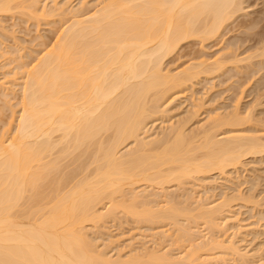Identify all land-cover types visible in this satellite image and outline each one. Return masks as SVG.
<instances>
[{
	"label": "bare ground",
	"instance_id": "obj_1",
	"mask_svg": "<svg viewBox=\"0 0 264 264\" xmlns=\"http://www.w3.org/2000/svg\"><path fill=\"white\" fill-rule=\"evenodd\" d=\"M15 1L17 0H0V13L13 10L16 6L13 4ZM38 1L40 0H30L25 7L38 14ZM100 1H97V5L99 2L102 4L94 7L95 10L93 9L91 14L88 11V15L87 6L85 14H82L84 10L82 12L77 10L85 6L84 1L80 2L81 6H76L79 7L77 9L73 7L74 5L70 7L74 8L69 10L72 12V16L68 19L70 22L68 21L69 23L59 31L54 41L48 40L51 43L47 42V46L43 47V51L41 50V55L35 58L34 64L31 63L32 65L27 69L23 68V72L20 69L18 74L22 73V76L19 75V78L16 77L18 75L16 69V71L13 68V70H6L8 79L1 83L4 85L8 82L10 87L14 88L19 85L21 96L17 105L12 103L15 107L19 106L18 115L14 117V121L13 116L17 112L14 111L12 116L15 124L9 121L13 125L9 127L8 123L7 126L11 128L9 133L7 131L9 128L4 126L5 129L3 128L2 131L7 132L0 131L2 132L0 134V264H174L177 260L183 261V259L184 263L190 262L189 264L193 262L195 264L218 262L219 264L220 261L212 256L214 252L209 255L204 251L201 255V251L200 254L199 246L202 247L204 242L199 238L205 239L207 244L212 238L211 245L222 243L219 242L220 235L217 233L221 234L222 230H226L223 224L228 226L227 220L232 219L233 216L228 219L225 216L223 221L217 220L220 216H224L222 214L228 212L226 211L228 195L226 197V194L221 195L215 202H210L206 197L208 200L200 203V199L202 202L206 200L203 199L205 192L202 198L195 200L197 197L193 196L194 191L191 192L193 195H190L189 190V195L186 194L183 201L178 198L181 195H177L175 199L173 198L175 196L170 194V197L166 193L164 198L168 201H164L161 205L162 203H156L158 198L155 199V197L156 204L153 203L150 193L148 195L152 201L147 198L148 195L146 199H142L145 196H140L145 193L143 186L139 197V193L134 192L136 189L132 186L143 182L148 188L150 185L151 187L159 186L162 192L166 184L175 183L179 186L184 179L193 178V174L198 175L214 170L224 173L225 168L240 165L244 155L264 152V141L259 139L260 136L258 138L256 135L254 137L239 132L240 134L231 133V135L223 136L224 138H216L212 129L214 128L215 131V128L223 125L225 121L232 126L235 122L239 123L240 118L237 112L232 113L234 115L231 118L216 117V121L214 118L210 124L208 123L210 125L208 129L213 126L209 129L212 134L203 126L204 131H202L200 127L201 131H199L203 134L205 132L204 141L198 130L197 136L196 133L194 135L196 138L199 137V140L192 136L193 133L188 136L177 124L179 128L171 132V135L170 130L177 128L176 125L172 127H170L171 124L167 125L168 128L165 129L167 132L161 133L160 137L146 135L149 131V119L160 110V101L165 94L167 95V90L184 87L183 85L189 82L191 84L195 78L205 72H214L213 74H217L218 71L224 72L225 64L229 66L231 61L233 64L245 59L235 58L237 56H234L235 52L234 55L231 54L234 56H231L233 59L229 57L232 60L228 59L230 55L224 57L229 61L223 57L220 59L226 53L223 52L214 60H208L209 62L206 61L207 58L201 60L194 57L195 62L191 59L193 62L189 65L185 64L184 68L180 66L181 69H177L175 73L164 67V59L172 53L175 55L178 46L184 41L199 37L201 42H205L207 38L221 35L220 31L233 20L234 14L242 10L244 7L242 3L245 0ZM68 2L72 3L71 0ZM62 4L64 3L60 6L54 4L53 10L50 8V11H47L50 14H52L51 11L66 14L67 12L64 11L68 6L64 7ZM44 16L47 15L44 14ZM40 17L39 19L43 18ZM241 43L242 41L240 45L243 44ZM202 45L203 43L200 44ZM262 47L260 55L257 54L258 50L255 51L257 56H264V46ZM253 54L254 52L251 56ZM17 65L14 66L19 69L21 66ZM231 66L233 65L229 67ZM12 71L14 73H11ZM17 79H21L20 82ZM3 91H0L1 94ZM10 106L13 107V105ZM6 107L8 108L7 105ZM214 116L209 118L213 119ZM3 122L6 123V120ZM175 123L172 122V124ZM165 134H167L166 138ZM161 137L164 138H162L163 141H160ZM197 141L200 143L197 144ZM130 142L135 143L134 147L129 144L133 148L130 146L129 149L128 146L129 150H122ZM200 150L202 155L199 153ZM197 153L200 155L198 156ZM200 176L198 175L199 179L202 178ZM125 185H129L130 189L126 190ZM163 187L164 190H162ZM154 190L157 191V189ZM168 196L169 198H166ZM125 197L129 199H124ZM160 197L163 201V196ZM101 203L103 210L98 206ZM119 209L135 217L137 221H144L145 224L167 221L169 222L167 225L171 224L172 227L174 224V228L179 227L177 229L179 238L184 236L186 240L189 236L186 240L188 246V251L185 252L186 257H182V253L180 257L178 254V256L175 255L176 258L173 257L174 254L171 255L172 252L168 250V247L164 250L165 252H161L164 249L162 247V250L158 252L157 249L149 248V251L145 247L142 251L139 246L140 250L133 248L136 252L140 251L139 254L129 250L131 253L126 254L128 257L124 256L127 258L121 259L122 253L117 251L118 257L114 258L115 253L110 256L111 253L108 254L107 249L111 247L109 245H112L113 237L110 238L109 245L107 241L104 242L108 246L102 245L103 249L101 247L100 249L96 240L94 243L95 238L90 232L93 228H90L88 224H98L100 220L113 217ZM181 217H184L186 224ZM199 219L202 224L205 223L204 226L213 235H209L208 231L206 235L207 229L200 225L201 223L199 224ZM198 225L201 228L203 226L204 230L197 229ZM174 228L172 227V231ZM88 229L90 231H87ZM179 229L182 231L179 232ZM167 230V233L164 230L163 233L159 232L163 235L161 236L164 242L165 240L167 242L166 237L168 233L170 234V229L167 228ZM192 230L195 232V237L192 236ZM196 231H204V233L197 234ZM156 233L149 235L155 236ZM146 235L141 237L145 239ZM153 236L151 240L155 239ZM134 238L131 244H134L136 239L139 240ZM129 239L131 242V237ZM137 243H140V240ZM229 243L228 246L223 244L225 248L222 244L218 247L221 246L226 249V252L229 250L235 254L240 251L231 243V240ZM216 245L213 247L215 248ZM116 248L113 249L116 250ZM238 253L240 255L243 252ZM218 255L217 258H219ZM224 261L220 263L224 264ZM261 264L264 263L261 262Z\"/></svg>",
	"mask_w": 264,
	"mask_h": 264
},
{
	"label": "rangeland",
	"instance_id": "obj_2",
	"mask_svg": "<svg viewBox=\"0 0 264 264\" xmlns=\"http://www.w3.org/2000/svg\"><path fill=\"white\" fill-rule=\"evenodd\" d=\"M28 1L30 2V0H28ZM28 1L27 0H17V1H15V3H13L14 5H16L13 8V10L11 9L9 11H4V12L0 13V84L8 79V77H7L8 71H6V70H10L13 68L14 70L15 69L17 70V71L15 70V71L18 74V72H20L21 70H22L21 72H23L24 69H27L32 64H34V62L36 61L35 58H37V56L41 55V53L43 51L42 49H44L47 46V42H48V44L51 43L52 42L51 40H53L54 37L59 34V31L70 22L68 20L70 18V16H72V12L69 11L70 9L79 8L76 6H81L80 2L84 1L87 5L84 4L85 6L83 8L80 7L77 10H79V11L81 10V12L84 10L82 12V14L87 11L86 13L88 15V11H89V14H91L93 12L92 11L93 9L95 10V8L98 5L102 4V3L100 4V2H102L100 0H99L100 2L98 3V5H97L98 0H71L72 3L68 2L70 0H43V1L40 0V1H38L39 6L37 5V8L39 7V9L37 10L39 13L37 14V12H35L34 10L31 11L28 7H25V5L27 3H29ZM55 2L58 3L59 5L56 4ZM66 2H68V4H70L71 6H69L68 4L65 5ZM61 3H64V4H62V5H64V7L68 6V8L64 11L65 13L66 12L67 13L64 14L62 12V14H61V12L59 13L57 11V13L59 14V15H57V13H55L54 11H51L52 14L53 13L54 14L53 15L50 14L49 9L52 8L51 10H53L52 5L55 4V5L60 6ZM95 3H96V5H94ZM17 4H19L18 7H17ZM20 4H22V5H20ZM242 4H243L242 6H244V7H242V10H239L237 12V14L236 13L234 14L233 17L235 19L232 17L233 20L229 21L228 25L226 24L227 26L225 25V27H224L225 29L223 28V30L220 31L221 35L218 34V36L215 35V36H213V38L210 37L211 39L207 38L208 40H205V42H201L199 37L190 38L189 40L184 41L183 43H181L182 45L180 44L182 47H180V45L178 46L179 48H177L178 51L176 50L177 53L175 52V55H174V53H172L171 54L172 56L169 55V57L167 56V58L164 59L165 60L164 61L165 66L164 67L165 68L167 67L168 71L170 69V70H172L173 73H175L177 71V69L178 70H179V68L181 69L180 66L183 67V66H185V64L188 63V65H189V63L193 62L192 60H194V57L197 59H201V60H203L204 58H207L206 61L209 62V61H212V59L214 60L215 57L217 58L218 54H220L219 56H221L223 52H226V53H224L221 56V58L219 57L220 59H222V57H223V59H225L224 57L225 56L227 57L228 55H230V56H228V59H230L236 55L237 56L235 58H245V59L241 60L240 62H237V63L235 62L233 64L231 63L232 61L229 62L230 65H233L231 67H229L230 65L228 66L225 64L227 70H225L226 68H224L225 67L224 66L223 67L224 70L222 68V70L224 72H222V71L217 72L216 71L217 74H213L214 72H205V73H202L203 75L200 74L198 76V78H195L194 79L195 82L193 81V83H191V84L189 82L188 84L183 85L184 87L180 86V87L173 88L172 90H167L168 93L165 92V93H167V95L166 94H165V96L162 95L164 97H162L163 98L161 100L162 102L160 101V103L162 105L160 104L161 108L158 111L159 113L157 112L156 115L152 116L149 119V124H148V128H149L148 130L149 131L146 133V135H151V136L155 135V136L160 137L163 133H165V131L167 130L166 128H168V126L170 124H171L170 127L177 124L182 128V130L183 129L185 130V133H187L188 136L191 135V133H193L192 136H195L194 135L195 133L197 136V133H199L201 131L200 127L203 126L207 130L208 129L207 127L210 126L209 124L212 122V120H214V118H215V121L217 120V118H222V117L224 118V116H229V118H231V116L233 117V115H234L232 113L237 112L240 119L237 117V115H236V118H237V120L238 119L240 120L239 123L235 122L236 124L234 123L235 125L233 124V126H232L231 123L226 124V121H225V122H223L224 123L223 125H219L217 127L215 126L216 127L215 131H214V128L212 129L213 133L215 132L214 135H216V138L217 137L222 138L223 136H226V134L227 135H231V133L240 134L242 132L243 134H245V135L248 134L249 136L250 135L251 136L256 135L258 138L260 136L261 138H259V139L264 141V67H262V66H264V56L263 55L261 57L259 56L261 49H263L262 46H264V43H263L264 42V0H247V1L245 0V2ZM72 6L74 8H70ZM86 6L88 9L85 11ZM47 10H49V11H47ZM43 12L47 16H44ZM81 12H78V13H81ZM33 14H35V15H33ZM87 15H85V16H87ZM40 16L41 17L44 16V17L41 18ZM37 17H38V19H37ZM39 17L41 19H39ZM196 38H198V39H196ZM48 40H50L51 42H49ZM241 41L243 43V44L241 43L242 45H240ZM201 43H203V45H202L203 47L205 46L204 48H202V46H200ZM260 46H261V48H260ZM235 48H237V49L235 50ZM257 48H259L260 50ZM228 49H229V52H228ZM257 50H258V52H257ZM255 51L257 52V54H259L258 56L256 55ZM203 52H205V53H203ZM234 52H235V55L233 54ZM253 52H254L255 56H254V54L251 56V53H253ZM184 53H185V55H184ZM231 54L234 56H232ZM177 55H178V58H177ZM247 56H251V58L253 56L254 57H253V59H251L250 57L246 58ZM9 59L11 61H9ZM228 59H227V61H229ZM232 59H230V60H232ZM261 60H263V61H261ZM194 62H195V60H194ZM23 63H25V64L23 65ZM226 63H228V62H226ZM7 64H8V66H7ZM17 64H19L21 67L22 66L23 67L22 68L19 67V69H17L15 67ZM251 64H253L252 67H251ZM19 65H17V66H19ZM176 67H178V68H176ZM220 72H222V73L220 74ZM11 73H14V72L12 71ZM11 73H10V75L12 76ZM19 75L21 77L22 73L18 74L16 77L19 78ZM9 79H11V78H9ZM20 80L21 79H19V80L17 79L18 82H20ZM11 87H13V86H11ZM11 87H10V84H8V82L4 85L1 84V87H0V88H2V89H0V91L4 90L2 94L0 92V131H2L4 127L9 128L11 125L10 122L13 123V121L15 120L14 117L18 115L17 110H18L19 106L15 107V105H17L18 104L17 102H19V100H20L21 95H19V94H21V89L19 90V88H20L19 85H16L15 88L14 87L11 88ZM13 89H14V91H13ZM6 90H8V91H6ZM7 98L10 100V102ZM5 99H7V100H5ZM12 103H14L15 105ZM3 105H5V107ZM6 105L8 106V108L6 107ZM10 105H13V107ZM2 106L4 107V109ZM11 108H12V110H11ZM163 109H165L166 111H164ZM14 111H16L17 113L13 116V113H15ZM162 111H163V113H161ZM12 116H13V121H12ZM212 116H214L213 119L209 118ZM154 119H155V121H154ZM4 120H6V123L3 122ZM208 120L209 121L211 120V121L209 122ZM171 121L174 123L176 122V123L172 124ZM179 121H180L181 125H180V123H177ZM221 121H222V119H221ZM8 123H9V127L7 126ZM219 123H221V122H219ZM14 124H15V122L13 123V125ZM214 124H216V123H214ZM13 125H11V127ZM184 125H185V127H184ZM217 125H218V123H217ZM179 126H177V128L175 127V129L172 131L170 130L169 134L171 135L173 133V131H175L176 129L179 128ZM203 127H202V131H204ZM212 127L213 126H211V128ZM211 128H209V129H211ZM10 129L11 128H9V130L7 129L8 133L10 132ZM163 129H164V131H163ZM209 129L207 131L212 134V132H210ZM197 130L198 131L200 130V131L198 132ZM4 131H2V132L3 133L7 132V131H5V132ZM168 132H169V130H168ZM199 135H200V137L203 136L202 139L204 141L205 132H204V134H203V132H200ZM166 136H167V134H165V138H166ZM196 136H195V138H196ZM256 136H254V137H256ZM149 138H150V136H149ZM162 138L163 137H161L160 141L162 140ZM198 138H196V139L199 140ZM196 139H194V140L196 141ZM160 141L158 142L159 145L161 143ZM200 141H202L201 138H200ZM200 141H197V144L200 143ZM129 144H131L134 147L135 143L134 144H133V142L128 143L126 145V147L125 146L123 147L122 150H126V151L129 150L132 147ZM195 144H196V142H195ZM128 146H129V149H128ZM200 152H202V150H200L199 153ZM200 154L197 153L198 156ZM241 160H242L241 161L242 163H240V165L233 166V167L229 166V167L225 168L224 173H223V171L221 173L218 170H214V171L206 172L203 174H198L199 176L201 175L200 176V178L202 177L201 179H199L197 174H195V175L193 174V178L188 177L189 179L188 178L184 179L186 182L184 180L182 181L183 183L180 184L181 187H180V185L179 186L175 185V183L174 184L172 183L169 185L166 184V185H168V187L166 185L164 187H165V190H166V188H167V190L165 191L164 187L162 189V190H164L162 192H164L163 194H165V195L160 194L159 196H157L159 193H162V192H161V189L159 186H156L153 184L152 185L154 186V188H152L153 186L151 187V185L150 186L148 185L150 187V188H148L147 184H145V183L143 184V182L136 183V185L133 184L132 187H133V189H136L134 192L139 193L138 194V197H139V195L142 193L141 190L143 189L142 188V186H143L145 193L143 192L144 194H142L140 196H143V195H145V196L142 199H146V196L148 195V193H150L149 194L150 198L153 197L152 198L153 203L156 204L159 202V203H162L161 205L164 204L163 203L164 201H166V200L168 201V199L165 200V198H164V196H166V193H168L167 195H169L170 197H171V195L175 196V197H173L175 199H176L177 195H181L180 197H178V196L177 197L181 198V200L183 201V199H185V197H186V194H188L189 190H190L189 191L190 195L193 193L194 195L193 194L192 195L197 197V198H195V200L198 199L199 197L202 198V196L205 192L203 199H206V200H204L202 202V199H200L201 202L198 201L200 203H204L205 201L208 200V198H209L210 202H212V201L215 202L221 197V195L224 196L226 194L225 197L228 195L229 202H228V205L226 206L227 208H229V209L226 208V211H228V212L227 213L225 212L224 214H222V215H224V216H222L224 218H222L220 216L219 217L220 219H218L217 221H219V220L223 221L222 219H225L226 217H227L226 219L231 218V216H233V217H232V219L227 220V222L229 224L228 226L223 224V227L226 230H222V232H221L222 235L220 234V232L217 233V235H220V236H218L220 240L219 239L218 240H219V242L220 241L222 242L221 243L222 246H223V244H225V246L227 244V246H228V244H230L229 242L231 240V243L234 244V246H237L238 247L237 249L240 250L238 252H241V253L243 252L242 254H244V253H247V254H244L242 256V254L239 255L238 252L236 254L229 252V250H228V252H226L225 251L226 249H224L225 248L224 246H223L224 248L221 246L219 248L218 246L221 244L216 245V243H214L216 245V247L214 248L213 246H215V245L214 244L211 245V243H210V240L212 239L210 236H207L208 238L209 237L211 238L210 240H208L206 238L208 240V244L206 243L205 239L203 240V239L199 238V240H202V242H204L202 244L203 248L201 247V245L199 246L201 249L200 254H201V251H202L201 255H203L204 251H206V253H208L209 255L214 252L212 254V256H214L215 260L222 262V260L224 261V259H225L224 264H226V263H228V264H241V263H244L245 261H247L246 264L247 263L251 264L252 262H253V264H255V263L258 264L259 262H260L259 264H261V262L264 263V152H261V154L260 153L246 154V156L244 155L241 158ZM192 184L195 186V188ZM134 186H139L140 188H137V187L134 188ZM125 188H126V190H128V189H130V186L125 185ZM146 188H147V190H145ZM154 189H157V191H155ZM140 191H141V193H140ZM192 191H194V192H192ZM127 192H130V191H127ZM131 192H133V191H131ZM153 192H156V193L159 192V193L153 194ZM197 193H199L200 195L202 194V195L198 196V195H196ZM131 194L132 193H130V195ZM130 195H128V196H130ZM149 195L147 196V198H149ZM160 196H163L162 197L163 201L161 200ZM169 196L166 198H169ZM193 196H192V198H193ZM127 197H125L124 199H129ZM154 197H155V199L158 198L156 200L157 201L156 203L154 202L155 201ZM206 197H208V198H206ZM120 198L121 197H119V199ZM192 198H190V199L193 201ZM230 198H233L232 199L233 201ZM138 199L140 200V198H138ZM142 199H141V202H142ZM143 201H146V200H143ZM150 201H152V200L150 199ZM196 203L197 202H195V204ZM207 203H209V202H207ZM101 205H103V204L101 203L98 206H100V208L103 210V207ZM194 206H196V205H194ZM105 209L106 208L104 207V210ZM116 211H117V213L115 214L116 217L113 216L114 217L113 218L110 216L109 218H105L103 220H100L98 222V224L93 223L94 226H93V224H91V225L88 224V226H91L90 228H93V229L89 228L91 231L89 229L87 230V231L91 232V235L95 239L93 237H90V238L92 240L94 239V243L96 240V242L99 244L98 245L96 243L99 246V248L101 247L103 249L102 245L103 246L107 245L110 242V240L112 239V243L110 242L112 245H109L110 243L108 244L111 247L110 248L104 247V248L108 249V254L109 253L112 254V255L109 254L110 256H113L115 253L114 258L118 257L117 255L119 253L117 251H119V252L121 251L120 252V253H122V256H120V257H122L121 259H123V258L126 259L129 255V253H131V252H129V250L132 252L133 251L136 252L135 250L136 249L140 250V247H141L142 251H143V247H145L146 249L148 248L147 250H149V251H150V249L151 250L157 249L158 252H160L162 250L161 249V247H162L164 249L161 252H165L164 250L167 249V247H168V250L169 251L171 250L170 252H172L171 255L174 254L173 257L176 258V256H178V255L180 257L181 256L180 253H182V257L183 256L186 257L185 252L188 251V248H187L188 246H187L186 240H188L189 236L187 237L186 240L184 239L185 238L184 236H182L183 238H179L180 235L179 236L177 235V234H179L177 231V229L179 227L176 228L177 227L176 225H175L176 226L175 228L173 226L174 224L172 225V227L174 228L172 231L171 224L167 225L169 223V222L167 223V221H166V223H165V221H163V222H160V223L158 222V223H154V224H151V222L150 223L147 222L148 224H145L144 221L143 222L141 221L142 222L141 223L140 221H137L135 217L131 216L128 213L126 214L125 212L121 211L120 209L116 210ZM228 216H230V217H228ZM181 218H182L181 220L184 221V223L186 224V222H185L186 220L184 219V217H181ZM196 219H198V218H196ZM199 220H200V222L198 220L197 221L200 224L202 221H201V219H199ZM224 222H225V220H224ZM227 222H226V224H227ZM184 223H182V224H184ZM142 225H144V226H142ZM200 225L204 226L205 223L204 224L201 223ZM200 225H198L199 227H196V228L197 229L201 228ZM88 226H87V228H88ZM203 226H202V228H203ZM167 228L170 229L169 230L170 234L168 233V236L167 235H164V236L165 237L167 236L166 239L168 238L167 242H169V243H167L166 240H165V242L162 241L163 235L159 233V232H162L163 230H164V232L167 233L168 232ZM196 228H194V229L196 230ZM202 228H201V230H202ZM204 228H206V226H204ZM204 228H203V230H204ZM165 229L167 231H165ZM206 229H205L206 235L208 232H209V235L210 234L213 235L212 233H210L211 231H208V228H206ZM174 230H175V232H174ZM176 231H177V233H176ZM180 231H182V230L179 229V232ZM90 232H88V235L90 234ZM154 232L155 233L157 232L158 234L156 233V235L153 236ZM193 232H191L193 234L192 236L195 237V235H194L195 232L194 233ZM201 232L196 231L197 234L198 233L201 234ZM143 233L145 235L146 234L149 235L150 233L151 234L153 233V235H149V236L146 235L147 238L145 236V239H144L141 237V236L144 237ZM191 233L189 234L190 236H191ZM202 233H204V231ZM91 235H89V236H91ZM132 235L133 236L135 235L134 237L138 238L140 240V243H137V242H139V240L136 239L135 242H133L134 244H131L133 239H135ZM139 236H140V238H139ZM151 236L155 237V239L152 238L153 240H151L150 239ZM197 236L198 235H196V237ZM111 237H113V238H111ZM130 237H131V239L133 237L131 242L129 239ZM160 237H161V239H160ZM222 238H223L224 242H223ZM113 239L115 240V242ZM141 239L143 240V242ZM226 240H227V242H226ZM106 241H107V244L104 243ZM197 241H198V238H197ZM128 242H130V243H128ZM127 243L130 245H128ZM141 243L143 244V246H141L142 245ZM205 243H206V247H204ZM144 244H146L147 247ZM116 246L118 248H116ZM127 246H129V247H127ZM199 247H198L197 251L199 250ZM113 248H116V250ZM133 248H136V249H133ZM179 248L181 250H179ZM216 248H217V250H216ZM107 249H105V251H107ZM109 249H111V250H109ZM117 249H120V250H117ZM121 249H123V250H121ZM220 250H223L225 252H223V251L221 252ZM116 252L118 254H116ZM139 252L140 251H138L136 253L139 254ZM225 253L226 254L230 253L231 255L229 254L230 256L229 255L226 256ZM126 254H128V255H126ZM198 255H199V253H198ZM217 255L219 258L216 257ZM124 256H127V257H124ZM221 257H224V258H221ZM229 257H231V258H229ZM227 258H228V261H227ZM241 258H242V260H241ZM177 259H182V258H177ZM215 260L213 259L214 262H217ZM180 261L182 263H184L183 262L184 259H183V261L177 260V263H174V264H182ZM220 262H219V264H222ZM186 263L189 264L190 262L189 263L185 262L184 264H186ZM158 264H161V263H158ZM216 264H218V262Z\"/></svg>",
	"mask_w": 264,
	"mask_h": 264
}]
</instances>
